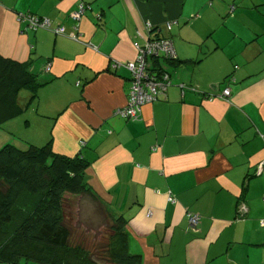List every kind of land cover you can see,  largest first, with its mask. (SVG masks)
Returning a JSON list of instances; mask_svg holds the SVG:
<instances>
[{
	"label": "crops",
	"instance_id": "1",
	"mask_svg": "<svg viewBox=\"0 0 264 264\" xmlns=\"http://www.w3.org/2000/svg\"><path fill=\"white\" fill-rule=\"evenodd\" d=\"M81 4L91 10L79 22ZM28 14L63 34L28 30ZM148 24L178 60L149 61L172 85L127 120L114 112L131 74L113 66L136 59ZM0 55L49 82L4 128L87 160L92 200L127 219L142 264H264V0H0ZM226 88L229 101L211 100Z\"/></svg>",
	"mask_w": 264,
	"mask_h": 264
},
{
	"label": "trees",
	"instance_id": "2",
	"mask_svg": "<svg viewBox=\"0 0 264 264\" xmlns=\"http://www.w3.org/2000/svg\"><path fill=\"white\" fill-rule=\"evenodd\" d=\"M234 10L231 5L229 12ZM48 83L32 72L31 62L0 55V128L24 114ZM23 91L30 93L26 105L19 103ZM88 164L80 156L56 153L52 142L0 149V264H142L141 255L129 252L127 219L102 207L110 220L105 261L84 244H73L66 203L68 195L95 198L84 180Z\"/></svg>",
	"mask_w": 264,
	"mask_h": 264
},
{
	"label": "built area",
	"instance_id": "3",
	"mask_svg": "<svg viewBox=\"0 0 264 264\" xmlns=\"http://www.w3.org/2000/svg\"><path fill=\"white\" fill-rule=\"evenodd\" d=\"M91 10L89 5H80L79 11L72 15V18L76 21H81L85 12ZM100 18V15H98ZM21 22L24 23L28 30L38 31L42 30H53L52 23L49 19L40 18L38 16L28 14L21 16ZM172 23H168V28L171 29ZM78 32V27L76 28ZM148 32H152V25H147ZM55 34L62 35L63 32L61 28L53 30ZM73 40L78 41V36H73ZM135 48L137 50V57L134 61L128 62L124 65L116 63L113 67L118 69L124 67L131 74V87L128 95V104L124 108L117 109L114 114L123 119L127 120H138L140 118L142 107L148 104H153L161 99H166L167 91L171 86L170 75L159 68L150 69L148 67L149 59H155L164 57L168 60H175L176 53L173 43L168 39H152L150 36L147 38L144 44L135 43ZM49 70V67L47 68ZM181 88L187 89L185 86ZM192 91H197L196 88H188ZM214 96H211L213 100ZM231 97V90L229 88L225 89L220 99L229 100ZM170 202H175L173 197H169ZM240 217L247 214V207L244 203L240 206ZM190 225L194 228L198 226L200 218L196 214L189 215ZM261 226L264 228V221H261Z\"/></svg>",
	"mask_w": 264,
	"mask_h": 264
},
{
	"label": "rangeland",
	"instance_id": "4",
	"mask_svg": "<svg viewBox=\"0 0 264 264\" xmlns=\"http://www.w3.org/2000/svg\"><path fill=\"white\" fill-rule=\"evenodd\" d=\"M29 96V92H21L19 98L22 99L23 103L20 102V104L25 105L24 102ZM1 128L0 133H3V135H0V149L11 144L21 150H27L31 142L29 138H34L33 136H26L21 129H13L11 126L10 128H4V125ZM102 212L103 210L92 200V197L68 195L66 203L67 223L73 232V244H84L95 258L98 257L100 261H105L106 255L102 253L105 250L103 246L106 245L110 234L108 230L110 220L107 219V214Z\"/></svg>",
	"mask_w": 264,
	"mask_h": 264
},
{
	"label": "clouds",
	"instance_id": "5",
	"mask_svg": "<svg viewBox=\"0 0 264 264\" xmlns=\"http://www.w3.org/2000/svg\"><path fill=\"white\" fill-rule=\"evenodd\" d=\"M172 26H173V23H172ZM172 28V27H171ZM169 29V28H168ZM153 31H154V27H153V30H152V32H150V34H149V36L151 37V35L153 34ZM152 38V37H151ZM152 39H166V38H160V37H157V38H152ZM168 40H170V39H168ZM171 42H172V40H170ZM173 43V42H172ZM173 46H174V44H173ZM174 49H175V47H174ZM175 53H176V50H175ZM176 57H177V54H176ZM165 60V61H168L169 63H173V62H176L178 59L176 58L175 60H168V59H166V58H164V57H160V58H155V59H149V61H151V60H153V61H159V60ZM149 61H148V63H149ZM48 68V67H47ZM157 68H159V69H161V70H164L163 68H161V67H157ZM157 68H155V69H157ZM49 70H50V68H49ZM48 69H47V71H49ZM114 70H117V69H114ZM154 70V69H153ZM164 71H166V70H164ZM167 72V71H166ZM168 73V72H167ZM169 74V73H168ZM170 75V74H169ZM170 79H171V76H170ZM171 85H172V82H171ZM171 87V86H170ZM150 215V214H149Z\"/></svg>",
	"mask_w": 264,
	"mask_h": 264
}]
</instances>
